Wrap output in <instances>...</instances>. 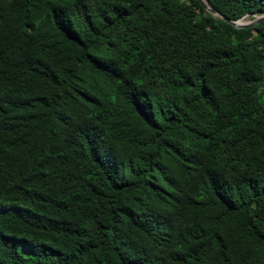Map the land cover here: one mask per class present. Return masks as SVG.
Instances as JSON below:
<instances>
[{"label":"trees","instance_id":"obj_1","mask_svg":"<svg viewBox=\"0 0 264 264\" xmlns=\"http://www.w3.org/2000/svg\"><path fill=\"white\" fill-rule=\"evenodd\" d=\"M0 264H264V17L0 0Z\"/></svg>","mask_w":264,"mask_h":264},{"label":"water","instance_id":"obj_2","mask_svg":"<svg viewBox=\"0 0 264 264\" xmlns=\"http://www.w3.org/2000/svg\"><path fill=\"white\" fill-rule=\"evenodd\" d=\"M202 5L208 10L210 11L211 13H214L218 16H220L221 18L229 21L230 23H232L233 25L235 26H243V25H247V24H252L254 22H256L258 19L264 17V13L262 14H259V15H256L255 17L247 20V21H242L240 20L241 18L238 17L236 19H230L228 18L227 16L221 14L212 4L209 0H200Z\"/></svg>","mask_w":264,"mask_h":264},{"label":"rangeland","instance_id":"obj_3","mask_svg":"<svg viewBox=\"0 0 264 264\" xmlns=\"http://www.w3.org/2000/svg\"><path fill=\"white\" fill-rule=\"evenodd\" d=\"M252 16L255 17L256 15H252ZM250 17H251L250 14H244V15L241 16L240 18H241L242 21H247V20L251 19Z\"/></svg>","mask_w":264,"mask_h":264},{"label":"bare ground","instance_id":"obj_4","mask_svg":"<svg viewBox=\"0 0 264 264\" xmlns=\"http://www.w3.org/2000/svg\"><path fill=\"white\" fill-rule=\"evenodd\" d=\"M241 20V19H240Z\"/></svg>","mask_w":264,"mask_h":264}]
</instances>
